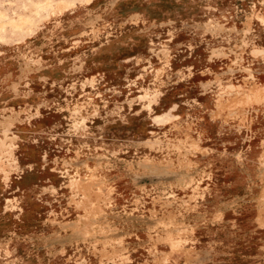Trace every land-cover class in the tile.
I'll list each match as a JSON object with an SVG mask.
<instances>
[{
  "label": "rangeland",
  "instance_id": "1",
  "mask_svg": "<svg viewBox=\"0 0 264 264\" xmlns=\"http://www.w3.org/2000/svg\"><path fill=\"white\" fill-rule=\"evenodd\" d=\"M0 264H264V0H0Z\"/></svg>",
  "mask_w": 264,
  "mask_h": 264
}]
</instances>
